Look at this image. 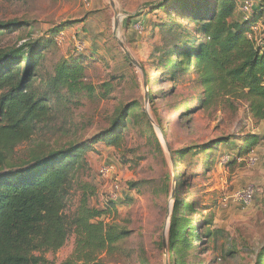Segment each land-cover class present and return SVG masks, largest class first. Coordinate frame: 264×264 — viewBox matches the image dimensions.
<instances>
[{
	"label": "rangeland",
	"instance_id": "374dc122",
	"mask_svg": "<svg viewBox=\"0 0 264 264\" xmlns=\"http://www.w3.org/2000/svg\"><path fill=\"white\" fill-rule=\"evenodd\" d=\"M166 1L0 0V24H21L14 32H2L0 55L12 50L25 55L28 47L43 45L44 59L34 71L36 89L49 91V80L64 61L85 67L88 88L68 105L72 114L60 107L49 123L40 124L32 140L17 148L12 163H24L38 146L101 141L126 111L121 142H100L85 152V163L80 161L68 185L64 214L69 220L86 195L91 208L107 211L102 221L128 233L117 252L102 256L104 263L257 264L264 253V123L254 121L247 103L232 96L216 95L213 105L204 107L206 90L192 71L180 68L172 82L171 71L162 78L161 56L173 43L171 29L194 35V45L205 40L195 22L175 16L174 5L169 6L174 23L170 11L155 10ZM259 5L260 0H238L242 19L252 17ZM116 25L117 38L135 63L120 47ZM248 37L261 43L264 16ZM25 65L26 59L21 71ZM147 92L152 96L148 104ZM72 115L70 129L80 133L76 139L63 137L64 117ZM254 135L261 136L259 144L249 153L242 150ZM103 168L111 174L102 176ZM248 187L255 195L244 204L236 194ZM174 216L190 227V246L184 243L187 248L175 254L176 260L169 252ZM74 245L71 236L61 250L46 256L60 264ZM260 261L264 264V257Z\"/></svg>",
	"mask_w": 264,
	"mask_h": 264
},
{
	"label": "trees",
	"instance_id": "16d2710c",
	"mask_svg": "<svg viewBox=\"0 0 264 264\" xmlns=\"http://www.w3.org/2000/svg\"><path fill=\"white\" fill-rule=\"evenodd\" d=\"M172 5L177 15L173 7L169 8ZM155 10L170 11V17L175 14L183 20L190 19L201 38H205L194 45V35L178 34L171 29L173 43L161 56L162 78L171 71L172 82L180 68L183 72L192 71L206 90L204 107L213 105L216 95L232 96L247 103L254 121L264 123V39L258 43L248 37L263 19L264 0H260L259 8L246 20L241 17L238 0H167ZM171 21L174 23L172 17ZM18 26L21 24H0V35L4 31L14 32ZM178 27L183 30L185 24ZM43 47L30 46L25 55L24 50L0 55V264H57L46 255L61 250L71 236H75L74 250L60 264H105L102 256L117 252V245L128 233L116 224L102 221L107 211L91 208L86 195L75 219L69 220L64 213L68 185L80 161L85 163L84 153L100 142L117 146L123 137L126 111L101 141H73L46 150L38 146L27 161L13 164L17 148L32 140L38 126L45 121L49 123L53 112L61 108L72 114L68 105L88 89L85 67L70 61L57 66L47 86L49 91L41 93L36 89L34 71L44 59ZM24 59L26 65L21 71ZM57 96L60 104L55 107ZM72 117H64L63 137L76 139L80 133L70 129ZM260 141L261 136L249 137L242 150L249 153ZM115 208L112 202L111 211ZM189 228L183 217H173L170 259L176 260V253H184ZM262 257L264 253L257 264H261Z\"/></svg>",
	"mask_w": 264,
	"mask_h": 264
},
{
	"label": "built area",
	"instance_id": "2783aa9c",
	"mask_svg": "<svg viewBox=\"0 0 264 264\" xmlns=\"http://www.w3.org/2000/svg\"><path fill=\"white\" fill-rule=\"evenodd\" d=\"M252 161L254 162L255 159H252ZM227 163H229V157ZM103 169L100 171V174L102 176H108L109 174H111L109 168H105L104 170ZM116 189H118V186H116ZM254 195H255V189L253 187H248L246 190L238 192L236 194V198L244 204H251L253 202Z\"/></svg>",
	"mask_w": 264,
	"mask_h": 264
},
{
	"label": "water",
	"instance_id": "95a60500",
	"mask_svg": "<svg viewBox=\"0 0 264 264\" xmlns=\"http://www.w3.org/2000/svg\"><path fill=\"white\" fill-rule=\"evenodd\" d=\"M111 1V3H112V0H110ZM112 5H113V3H112ZM118 23V20H117V16H116V24ZM115 36H116V39H117V41H118V43H119V45H120V47L122 48V49H124V51H125V53H126V57L130 60V61H132L133 63H135L134 61H133V59H131V57H130V55L128 54V52L126 51V49H125V46L118 40V38H117V25H116V30H115ZM147 80H145V85L147 86ZM149 101H150V94L147 92V94H146V104H148L149 103ZM149 118H150V116H149ZM150 120H152L151 118H150Z\"/></svg>",
	"mask_w": 264,
	"mask_h": 264
}]
</instances>
